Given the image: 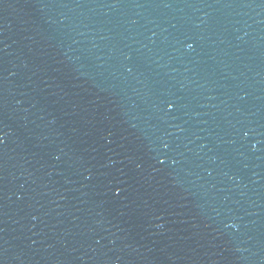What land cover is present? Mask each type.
Returning <instances> with one entry per match:
<instances>
[{"label": "water", "instance_id": "obj_1", "mask_svg": "<svg viewBox=\"0 0 264 264\" xmlns=\"http://www.w3.org/2000/svg\"><path fill=\"white\" fill-rule=\"evenodd\" d=\"M0 264H264V0H0Z\"/></svg>", "mask_w": 264, "mask_h": 264}]
</instances>
